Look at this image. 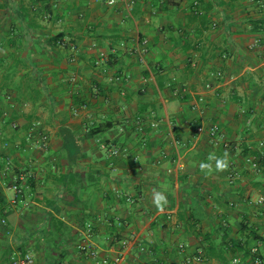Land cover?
Segmentation results:
<instances>
[{"label":"crops","instance_id":"0c3cea01","mask_svg":"<svg viewBox=\"0 0 264 264\" xmlns=\"http://www.w3.org/2000/svg\"><path fill=\"white\" fill-rule=\"evenodd\" d=\"M262 143L264 0H0V264H264Z\"/></svg>","mask_w":264,"mask_h":264},{"label":"built area","instance_id":"2783aa9c","mask_svg":"<svg viewBox=\"0 0 264 264\" xmlns=\"http://www.w3.org/2000/svg\"><path fill=\"white\" fill-rule=\"evenodd\" d=\"M103 2H105L106 4L108 5H114L116 3V0L114 3L110 2V0H101ZM208 88H210V85H207ZM200 101H203L202 98H200ZM192 109H197V107L194 105L192 107ZM198 131H203V128L201 126H199L198 128ZM210 136L211 138L213 139V141H216L217 139V136L220 137V128L217 124H214L211 129H210ZM221 137H222V134H221ZM44 139H47V136L44 137ZM217 142V141H216ZM223 145L225 147H230V144L229 142H226V141H223ZM264 144L262 143L261 146H263ZM110 154L113 155V156H117L119 154V150L117 148H113L112 150H110ZM248 163H252L253 166L257 167V164L256 162H253L252 159H248ZM230 177H233L234 176V172L230 173L229 175ZM13 188L16 190V191H19V188H18V185H14ZM128 200V198H127ZM264 202V198L263 197H259L258 200H257V203L259 204H262ZM90 226V225H89ZM80 250L83 251V252H87V254L92 258V259H97L98 257V253L92 248V245L89 244V243H84L82 245H80ZM179 248L181 249V251H184L185 250V246L183 244H181L179 246ZM252 264H262L261 262V258H260V255L258 253V250L257 249H253L252 250ZM203 257L200 256V252H199V255H194L192 258H188L186 259V262L185 264H190L192 262H195L196 264H203L205 261H203ZM33 262V259H32V256L29 255V254H25V255H18L16 257H13L12 258V263L13 264H32ZM241 262V260L239 258H234L233 259V264H239ZM104 264H108V261L107 260H104L103 261Z\"/></svg>","mask_w":264,"mask_h":264},{"label":"trees","instance_id":"16d2710c","mask_svg":"<svg viewBox=\"0 0 264 264\" xmlns=\"http://www.w3.org/2000/svg\"><path fill=\"white\" fill-rule=\"evenodd\" d=\"M93 133L98 134L99 133L98 128L93 130ZM192 225H193V227H195L194 222L192 223ZM196 235L199 236L200 233H198ZM250 235L257 237V234H255L254 231H252V230H250ZM202 239L203 240L206 239V241L210 242L207 247L203 246L204 248L201 250L202 252H200V256H202L204 259L203 261H207L211 258H218V259H221V262H223L224 264H229L228 253H229L230 249L232 248L231 246H235V245L230 242V239L228 238V234H227V236L223 237V240L220 241L219 245L213 243V240L209 234H206V235L204 234L202 236ZM195 255H199V253H197ZM250 256H251V258L253 257L252 254L250 253V251L249 252L246 251L244 257L246 259H248ZM260 258H261V256H260ZM261 262H263L262 258H261Z\"/></svg>","mask_w":264,"mask_h":264},{"label":"clouds","instance_id":"9594fccd","mask_svg":"<svg viewBox=\"0 0 264 264\" xmlns=\"http://www.w3.org/2000/svg\"><path fill=\"white\" fill-rule=\"evenodd\" d=\"M110 2L114 3L115 0H110ZM207 161L208 162H201L199 165L201 172L205 175H211L213 171L222 172L229 167L227 152H225L222 156H217L215 153H209ZM153 202L159 211H163L164 207L168 203L166 196L162 192L155 190Z\"/></svg>","mask_w":264,"mask_h":264}]
</instances>
